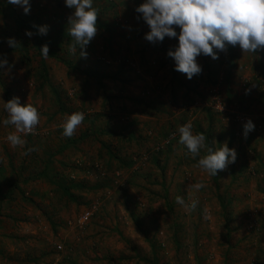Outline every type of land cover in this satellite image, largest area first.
<instances>
[{"label":"rangeland","instance_id":"obj_1","mask_svg":"<svg viewBox=\"0 0 264 264\" xmlns=\"http://www.w3.org/2000/svg\"><path fill=\"white\" fill-rule=\"evenodd\" d=\"M106 1L114 4L105 13L114 36L108 42L97 34L92 48L86 47L87 58L79 52L73 59L81 69L95 68V63L109 75L123 72L118 81L125 82H103L108 102L93 80L84 85L82 75L53 60L46 64L62 96V112L48 89L35 93L34 78L26 76L14 55L0 70L12 96L40 114L36 134L17 133L26 143L13 146L7 136L16 129L3 123L8 113L0 88V264H145L142 259L152 264H264V80L259 77L264 75V50L243 52L235 46L229 75L228 49L217 60L201 54L202 74L189 80L167 56L178 39L166 37L155 45L144 39L149 28L134 11L144 0H99L104 6ZM30 3L32 22L40 15L39 25L49 30L73 11L64 0ZM21 13L22 8L0 0V34L17 28ZM74 112L84 113L85 119L72 137H65L62 125ZM247 119L255 130L244 139ZM187 123L193 134L205 135L212 128V149L227 141L238 153L235 163L218 172L219 193L229 205L228 228L210 173L196 163L207 147L194 157L179 142L178 129ZM106 127L112 138L88 137L76 144L87 131ZM166 127L170 135L162 138ZM74 141L53 163L56 181L84 185L86 190L72 192L74 201L46 181L22 182L41 170L38 158L45 160L46 154ZM99 141L111 144L133 166L120 169ZM157 151L159 166L151 160ZM22 164L28 168L25 175L16 173ZM13 182L19 190L8 193ZM197 183L204 187H190ZM177 197L189 206L197 201L196 208L188 210ZM148 241L158 247L156 254Z\"/></svg>","mask_w":264,"mask_h":264},{"label":"clouds","instance_id":"obj_2","mask_svg":"<svg viewBox=\"0 0 264 264\" xmlns=\"http://www.w3.org/2000/svg\"><path fill=\"white\" fill-rule=\"evenodd\" d=\"M11 5L23 9L25 15L31 12L30 0H8ZM65 6L72 11L68 17L70 35L75 44L69 49L76 52V45L81 49L79 55L87 58L86 47L97 35L99 10L94 7L93 0H64ZM137 19H142L149 28L144 39L153 45L162 43L165 38L178 39V45L170 48L167 56L175 62L174 70L185 74L191 80L202 74V66L197 63L201 54L219 59L218 53L227 52L229 45L239 46L243 52L264 50V0H144L134 9ZM37 31L25 32V35L46 36L48 25H32ZM179 28V34L176 31ZM10 48L15 49L20 43L14 38L7 39ZM43 59L49 58V45L45 43L40 48ZM8 66L6 56L0 54V69ZM247 94V92H246ZM8 118L5 125H14L16 132L10 133L7 140L13 145H24L26 141L17 133H32L40 122V114L36 107L27 103L21 104L19 97L13 96L4 103ZM82 112L72 113L63 127V135L72 137L79 125L84 121ZM255 130V124L247 119L242 125V135L247 139L248 134ZM179 142L186 146L195 157L205 147L206 137L203 133L193 134L191 123L184 124L178 129ZM175 134H173V138ZM208 154L198 160V167L217 176L230 164L236 162L238 153L235 148H229L225 141L218 150L207 149ZM190 187L199 190L204 184L197 183ZM176 202L188 210H194L197 201L185 205L182 197Z\"/></svg>","mask_w":264,"mask_h":264},{"label":"trees","instance_id":"obj_3","mask_svg":"<svg viewBox=\"0 0 264 264\" xmlns=\"http://www.w3.org/2000/svg\"><path fill=\"white\" fill-rule=\"evenodd\" d=\"M106 6L103 5V3L99 2V0H93V5L99 10L98 13V21H97V34L105 38L104 40H108V42L112 39L114 36V30L110 27L109 23L107 22V19H105V13L108 12V10L114 8V4L111 3L110 1L105 2ZM57 17V16H56ZM35 18V15H33V20ZM39 25L40 24V15L37 17L35 22H32V19L30 17V14L25 15L24 13H21V15L16 16L15 19V25L17 28L14 27V30L11 32L6 31V33H1L3 34L1 36L0 34V54L3 56H6L7 60L9 59L8 56H15L11 57L12 59L18 60L21 64V67L24 68L26 76L30 78H34V81L36 82V87H35V93L39 94L43 92L44 90L48 89L49 92H51L53 100L56 104V107L58 111L62 112L65 111V106L64 102L62 99V96L60 95V92L56 87H54L50 81V73L49 69L46 64V60H53L59 64H61L63 67L67 69L69 72L73 73H78L79 75H82L84 77V85L88 83V81H94L98 87L102 91V94L104 95V100L109 101V97L106 96V92L103 90L105 88L103 82L105 80H110L115 82H125L123 80L118 81V77L123 73L122 71H117L114 74L109 75L108 72H105L104 70H99V66L97 64H93L96 67L92 68L91 66L86 68V69H81L80 67L77 66L79 60H74L73 57L75 54L79 53L81 49H79V45H76V52H70L69 49L72 45L75 44V39L70 35L69 29L71 25L68 24V20L63 17V19L60 20V25L57 29H52L48 31V34L46 36H40V35H33L31 38L25 35L26 30L31 31L35 33L37 30L32 27V25ZM40 26V25H39ZM10 37H14L20 45L17 46L15 49L10 48L7 44V39ZM102 39V38H101ZM5 41V43L3 42ZM48 43L49 45V58L48 59H43L41 56V45ZM89 46L92 48V43L89 44ZM88 47V46H87ZM228 49V54L230 60L228 61V68H227V75H229L231 69L234 68L235 66V55H234V47L229 45L227 47ZM34 59L37 60V68L33 69V62ZM1 70V69H0ZM229 70V71H228ZM3 74L0 72V88L2 89L3 95H4V100L5 103L10 100L12 96V92L10 89L6 88L4 85V80H3ZM261 79L263 78L264 80V75L259 76ZM178 86H182L181 84H178ZM185 87V86H184ZM107 133H100L96 131H87L83 135L80 136L76 144H79L82 142L84 139L88 137H93V139L105 136ZM205 146L208 148H212V128L209 126L207 131L205 132ZM132 138V137H129ZM101 149L105 152L107 157L116 162L120 169H130L134 162L129 160H125L112 150V145L106 144L103 141H99ZM75 144L74 142H70L68 144H65L61 146L60 149H58L54 153H49L46 154V159L45 160H39L37 159L38 162L41 164V170L35 171L36 173H31L33 175L27 174V178H24L22 182L24 183H29V182H36L37 180H43L46 181L47 183L53 185L56 189H58L63 196L67 197L71 201H74V197L72 195V192L74 190L77 191H82L86 190L84 185L82 184H74V183H67L65 180L62 178H58L55 176L53 173V163H54V158L56 155L59 154H64L65 151L69 150V148ZM171 146V144H170ZM170 147L167 149L169 150ZM214 150V149H213ZM161 154L160 151L156 152V156H151V160L154 162V164L159 166V161L158 156ZM208 154V152H207ZM206 154V155H207ZM197 159V164H198ZM28 168L22 164V166L16 171L19 174H24ZM211 180L213 184L215 185V188L217 190V200L220 202L221 208L223 210V217L225 219V224L227 225V228L230 225V211L228 210V204L225 203V199L221 197V194L219 193L220 190V176L219 174L217 176L211 175ZM26 177V176H25ZM264 181V180H263ZM101 186H98L100 188ZM12 190H19L17 182H13L9 185V190L7 191L8 193H11ZM95 190V189H94ZM166 197V194H165ZM9 199H12L10 197H7ZM29 201V200H28ZM52 224V223H51ZM53 226V225H52ZM137 229H140L139 223H136ZM54 227V226H53ZM230 233V232H229ZM150 244L151 252L153 254L157 253V246L151 241H148ZM177 243V241H176ZM145 264H152L148 259H142ZM153 261V260H152ZM35 261L30 260L29 263H32ZM155 263V261H154Z\"/></svg>","mask_w":264,"mask_h":264},{"label":"crops","instance_id":"obj_4","mask_svg":"<svg viewBox=\"0 0 264 264\" xmlns=\"http://www.w3.org/2000/svg\"><path fill=\"white\" fill-rule=\"evenodd\" d=\"M136 104H137V103H136ZM93 124H94V120L91 121V125H93ZM163 128H164V127H163ZM124 129H125V128H124ZM166 129H167V127L165 128V130H164V132H163V134H162V138H166L168 135H170V133H169L170 131L167 133ZM89 131H90V130H89ZM92 131L100 132L101 134L104 133V132H106L107 134L105 135V137H109V138H112L113 135H114V133L111 132L107 127L104 128V129H101V128H94V130L92 129ZM121 134H122V133H118L117 135H119V137H122ZM102 137H104V136H102ZM129 137H133V136H129ZM129 137H128V138H129ZM122 138H123V137H122ZM170 143H171V142H170ZM99 145H100V143H99ZM21 166H22V165H21ZM16 173L19 174L17 171H16ZM24 173H25V172H24ZM23 175H25V174H23ZM31 182H32V181H31ZM32 183H33V182H32ZM176 230H177V229H176ZM127 243H128V245H129V247H130L131 249L134 248L133 245L131 244V241H127ZM133 256H134L135 259H140V256L137 255L136 252H134ZM152 257H153V255H152ZM141 259H142V258H141Z\"/></svg>","mask_w":264,"mask_h":264},{"label":"built area","instance_id":"obj_5","mask_svg":"<svg viewBox=\"0 0 264 264\" xmlns=\"http://www.w3.org/2000/svg\"><path fill=\"white\" fill-rule=\"evenodd\" d=\"M22 134H24V135H26V136H29V135H31V134L33 135V134H36V133H35V129H34V131H33L32 133H22ZM88 216H89V215H87V217H88ZM87 217H86V218H87Z\"/></svg>","mask_w":264,"mask_h":264}]
</instances>
